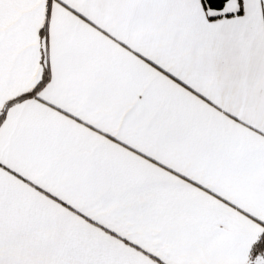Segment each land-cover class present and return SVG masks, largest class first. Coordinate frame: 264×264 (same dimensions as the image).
<instances>
[{
	"label": "snow or ice",
	"instance_id": "1",
	"mask_svg": "<svg viewBox=\"0 0 264 264\" xmlns=\"http://www.w3.org/2000/svg\"><path fill=\"white\" fill-rule=\"evenodd\" d=\"M0 264H264V0H0Z\"/></svg>",
	"mask_w": 264,
	"mask_h": 264
}]
</instances>
